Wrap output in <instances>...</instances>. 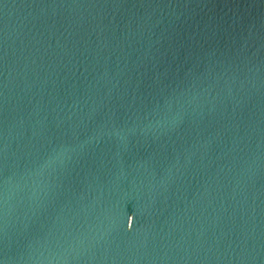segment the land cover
Instances as JSON below:
<instances>
[{
	"label": "water",
	"instance_id": "95a60500",
	"mask_svg": "<svg viewBox=\"0 0 264 264\" xmlns=\"http://www.w3.org/2000/svg\"><path fill=\"white\" fill-rule=\"evenodd\" d=\"M0 264H264V0H0Z\"/></svg>",
	"mask_w": 264,
	"mask_h": 264
}]
</instances>
